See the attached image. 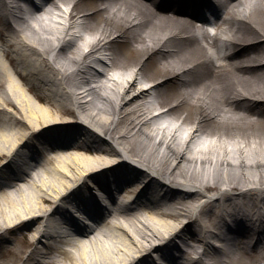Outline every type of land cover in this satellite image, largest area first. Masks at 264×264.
Here are the masks:
<instances>
[{
	"label": "bare ground",
	"instance_id": "6f19581e",
	"mask_svg": "<svg viewBox=\"0 0 264 264\" xmlns=\"http://www.w3.org/2000/svg\"><path fill=\"white\" fill-rule=\"evenodd\" d=\"M49 1L24 19L0 0V264H264V237L252 258L238 235H220L226 215L242 237L237 212L264 214V0ZM201 7L216 15L213 31ZM70 24L81 33L68 42ZM104 46L118 73L99 83L82 63ZM15 51L22 72L5 58ZM138 52L142 62L128 64ZM31 86L64 108L41 104ZM79 119L122 150L94 144ZM125 155L200 189L157 186ZM69 196L91 203L88 229L77 230Z\"/></svg>",
	"mask_w": 264,
	"mask_h": 264
},
{
	"label": "rangeland",
	"instance_id": "374dc122",
	"mask_svg": "<svg viewBox=\"0 0 264 264\" xmlns=\"http://www.w3.org/2000/svg\"><path fill=\"white\" fill-rule=\"evenodd\" d=\"M0 28H3L2 27V24L0 23ZM119 48H121L120 49V51L121 52H126L127 50L126 49H124V47H121V46H118V49ZM120 52V53H121ZM139 53V52H138ZM137 56V54L135 55V56H133L132 57V59L130 60V62L128 63V64H133V66L135 65V62H142V60H140V53H139V55H138V57H136ZM9 58V57H8ZM25 81V80H24ZM21 82V81H20ZM26 82V81H25ZM21 83H23V82H21ZM25 86H28V85H25ZM29 87V86H28ZM33 93L36 91L35 89H33V90H31ZM56 101L57 100H55V101H50V99H48L47 97L46 98H42L41 97V101H40V103L42 104V103H44V104H48V105H51V107L52 108H54V110H55V112H60V110H62V107H60V104H58V103H56ZM163 108H165V107H163ZM185 112H184V115L185 116H188V115H191L192 114V116H195L196 114H197V112H198V110L196 109H184V108H182ZM4 119H6V120H8V115H6V117L4 118ZM8 121H10V123H12V121L9 119ZM160 122V121H159ZM263 127V130H264V125L262 126ZM230 130H231V128H230ZM233 131H237V129L236 130H233ZM233 131H231V133H233ZM196 146V145H195ZM199 147V146H198ZM232 156L233 157H235V156H237V152L235 153H233L232 154ZM249 160L250 161H252V158H247V161L249 162ZM237 178H240V176L238 177L237 176ZM183 180V179H182ZM196 202V201H195ZM197 203V202H196ZM17 234L19 235V236H21V234H19L18 233V231H17ZM252 253H250V252H248V256H250V257H252V258H257L258 257V254H257V252H254L253 251V249H249ZM260 250V249H259ZM57 255L59 254V252H55ZM263 260H260V261H258L259 262V264L262 262ZM254 264V263H253ZM255 264H257V263H255Z\"/></svg>",
	"mask_w": 264,
	"mask_h": 264
},
{
	"label": "snow or ice",
	"instance_id": "6c2138e0",
	"mask_svg": "<svg viewBox=\"0 0 264 264\" xmlns=\"http://www.w3.org/2000/svg\"><path fill=\"white\" fill-rule=\"evenodd\" d=\"M48 131H52V132H54L55 130H54V129H50V130H48Z\"/></svg>",
	"mask_w": 264,
	"mask_h": 264
}]
</instances>
